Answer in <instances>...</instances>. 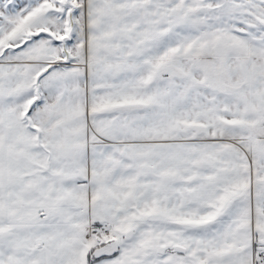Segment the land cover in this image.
Listing matches in <instances>:
<instances>
[{
	"label": "snow or ice",
	"instance_id": "obj_1",
	"mask_svg": "<svg viewBox=\"0 0 264 264\" xmlns=\"http://www.w3.org/2000/svg\"><path fill=\"white\" fill-rule=\"evenodd\" d=\"M0 264H264V0H0Z\"/></svg>",
	"mask_w": 264,
	"mask_h": 264
}]
</instances>
